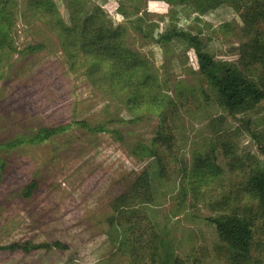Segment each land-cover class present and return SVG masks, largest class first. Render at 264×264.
<instances>
[{"label": "rangeland", "instance_id": "1", "mask_svg": "<svg viewBox=\"0 0 264 264\" xmlns=\"http://www.w3.org/2000/svg\"><path fill=\"white\" fill-rule=\"evenodd\" d=\"M54 1L68 21L65 1ZM85 1L89 7L102 6L114 25L128 23L117 10L120 0ZM19 5L20 16L24 5ZM131 5H137L157 26V34L176 27L199 35L207 51L222 62L239 66L240 53L236 49L242 22L232 9L200 15L191 6L172 9L160 0H129L126 6L129 9ZM130 33L131 46L142 50L159 70L173 97L180 98L173 149L177 163L182 166L183 161L190 172L197 160L213 163L215 145V165L222 169L223 176L207 189L216 194L229 190L224 171L229 169L230 159L218 149L221 142L232 140L230 153L235 154L236 175L245 178L250 164L259 162L264 167L258 141L242 127L243 121L264 117V101L236 119L226 116L214 99L207 101L202 95V88L209 91L197 73L194 51L183 45L164 50L144 41L133 30ZM57 38L44 23L29 26L20 16L11 32L10 46L15 52L5 48L0 53V160L4 163L0 171V247L15 242L59 241L68 250L30 255L0 251V264H130L128 257L115 252L109 244L107 220L113 215V200L128 191L149 167V161L134 155L133 147L150 143L158 120L144 110L141 121L127 123L133 114L125 99L104 94L91 84L80 62L68 60ZM34 45L44 48L31 55L23 54ZM83 123L91 129L105 130L92 132ZM65 125L70 127L45 142H31L40 129ZM251 127L257 129L255 123ZM176 176L180 178L183 173L177 169ZM34 180L39 189L32 197H24V189ZM188 200L191 208L177 216L172 212L178 200L168 201L156 221L161 225L170 219L172 236L179 243L184 241L181 257H197L199 264H218L213 252L218 236L204 221L212 211L196 204L191 194Z\"/></svg>", "mask_w": 264, "mask_h": 264}, {"label": "trees", "instance_id": "2", "mask_svg": "<svg viewBox=\"0 0 264 264\" xmlns=\"http://www.w3.org/2000/svg\"><path fill=\"white\" fill-rule=\"evenodd\" d=\"M64 1L68 21L64 20L54 0H0V53L5 48L15 52L10 46L11 32L18 17L22 16L29 26L35 22L44 23L58 36L68 60L73 64L80 62L91 84L104 94L125 99L133 114L127 123L141 121L144 116L140 114L144 110L158 120L150 143L133 147L134 155L149 161V167L128 191L111 203L113 215L107 220V240L114 251L128 257L130 264H191L190 261L199 264L197 257L195 260L189 259L190 256L181 257L184 241L180 240L182 245H179L177 238L172 236L168 226L170 219L166 218L161 225L156 221L170 200H178L172 212L174 216L185 213L192 206L188 202L191 194L196 204L201 203L212 211L204 221L218 236L213 251L218 264H264V167L257 162L246 167L245 178L236 175L235 154L230 153L231 139L221 142L218 148L224 158L230 159V167L224 171L229 181V190L225 193L216 194L207 189L223 176L222 169L215 165L218 159L215 145L213 163L197 160L191 172L183 161L180 166L173 152L177 143L180 98L173 97L155 64L142 50L134 49L130 40L133 30L144 41L164 50L183 45L186 50L194 51L199 67L197 73L203 77L209 91L202 88V95L207 101L214 99L217 108L236 119L255 110L264 101V0H160L172 9L191 6L200 15L232 9L242 22L238 30L241 40L236 49L240 53L238 67L220 61L207 51L199 35L176 27L157 34V26L137 5L127 8L129 0L118 1L117 9L128 22L126 25H114L98 4L89 7L85 0ZM20 2L24 6L19 16ZM43 48L42 45L29 46L23 54L31 55ZM254 123L256 130L251 127ZM83 125L91 129L86 123ZM69 127L40 129L31 142H45ZM242 127L258 141V149L264 156V117L243 121ZM114 134L122 137L119 131ZM3 169L4 163L0 160V171ZM177 169L183 173L180 178L176 176ZM38 189L39 183L34 180L22 195L30 198ZM53 250L65 251L68 246L59 241L40 244L27 241L0 247V251L25 255Z\"/></svg>", "mask_w": 264, "mask_h": 264}]
</instances>
